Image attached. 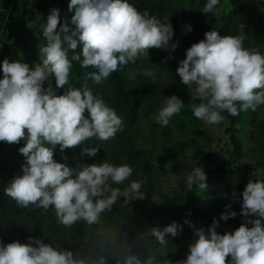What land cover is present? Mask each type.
Instances as JSON below:
<instances>
[{"label": "clouds", "instance_id": "clouds-1", "mask_svg": "<svg viewBox=\"0 0 264 264\" xmlns=\"http://www.w3.org/2000/svg\"><path fill=\"white\" fill-rule=\"evenodd\" d=\"M218 5L220 0H206L201 12L219 19ZM68 11H74L70 22L65 18L61 23L60 10L52 8L41 25L46 43L39 47V62L30 66L5 58L0 64V142L25 141L18 150L25 161L22 174L8 182L4 193L20 208H53L57 222L65 228L81 220L100 225L101 214L112 211L121 197L127 205L145 199L143 181L113 187L124 184L132 175L133 168L128 164L81 162L73 177L74 169L54 159L57 145L63 153L91 138L108 141L124 129L122 118L93 94L87 81L100 84L129 62L149 56L150 49L174 52L178 46L170 43L174 32L169 20L161 22L147 10L140 12L129 0H69ZM186 27L192 31L191 25ZM247 38L243 30L234 35L208 31L204 39L186 49V58L179 62L176 71L182 83L192 90V99L200 101L192 105L193 114L205 124H220L225 119L223 112L238 116L241 111H255L264 105V54L258 47H245ZM78 47L80 52L76 51ZM73 62L82 69H93L83 73L80 88L70 83ZM140 74L155 83L151 69H143ZM52 77L56 89L68 85L64 94H56ZM183 106L177 95L168 97L157 121L168 126ZM98 151L99 146L84 147L80 155L95 157ZM206 181L205 171L198 166L187 175L185 186L188 190L193 185L206 190ZM236 215L235 211H225L220 219L227 221ZM241 215L245 222L234 232L220 234L215 217L207 232L195 229L186 259L177 264H264V179L247 182ZM185 223L190 224L187 220ZM182 231L176 221L162 229L152 227L151 234L160 247L143 259L128 246L113 257L101 255L90 262L71 249L32 236L27 243L0 241V264H107L109 258L114 264H169L168 259L158 256L169 247V238Z\"/></svg>", "mask_w": 264, "mask_h": 264}, {"label": "trees", "instance_id": "trees-1", "mask_svg": "<svg viewBox=\"0 0 264 264\" xmlns=\"http://www.w3.org/2000/svg\"><path fill=\"white\" fill-rule=\"evenodd\" d=\"M18 1L4 0L0 3V32L4 30L6 19L10 14L2 8L8 4L9 10H13ZM129 2L138 11L147 10L149 15L157 17L161 22L169 20L174 32L170 43H177L178 46L174 52L150 49L149 56L140 57L135 63L129 62L100 84L89 79L87 86L94 95L102 98L108 106L115 109L123 120L124 129L118 131L116 136L108 141L91 138L75 148L65 149L63 153L57 145L54 159L74 169L73 177L81 162L91 164L107 160L117 166L128 164L133 168L132 175L124 184L113 187L123 188L132 180L143 181L141 191L145 193V199L135 200L127 205L123 203L124 198L121 197L112 211L101 214L100 225H88L81 220L71 228H65L57 222L53 208L50 207L47 211L34 206L20 208L11 197L5 195L4 190L8 182L15 175L22 174L21 165L25 161L18 150L25 141L22 140L19 144L0 142V241L3 243L7 244L15 240L27 243L28 238L32 236L40 238L45 243H52L53 246L71 249L86 262L101 255L113 257L116 252L123 251L128 246H132L133 251L142 259L150 253H155L159 244L151 232L137 233L138 216L152 227L160 229L173 222L175 216L177 219L179 217L171 212L172 206L163 202L154 210L152 197L158 174L171 172L178 182L186 183L187 175L194 167H198L194 161H200L205 153L199 138L208 142L213 140V135L201 126V121L193 114L192 105L199 104L200 101L183 98L180 95L187 86L182 83L176 69L179 62L186 58V49L204 39L208 31L216 30L220 34L224 31L227 35H234L243 30L248 37L244 46L258 47L264 54V24L253 28L245 25L242 19L244 11L256 3L261 6L264 17V0H220V3L227 2L229 7L220 8L219 19L210 13L201 12L206 0H129ZM73 14L74 11H64L60 15L61 23L65 18L70 22ZM186 25H191L192 31H188ZM80 50L78 47L76 51L80 52ZM71 55L70 50L69 56ZM143 69H151L154 72L155 83L151 82V78L140 74ZM85 71H93V69H82L79 63L73 62L70 76L72 87L80 88L83 85ZM67 88L68 85L60 89L55 87L56 94H64ZM172 95H177L184 103L181 112L175 115L184 131L178 133L170 123L163 127L157 120L151 121L150 127L161 130L156 143L159 152L154 160L149 159L147 149L135 142L139 134V122L151 114H159L166 99ZM249 112V116L243 115V111L238 116L226 112V116L231 121L242 120L248 124V133L256 142L255 146L253 145L256 150L255 161L252 163L242 157L244 149L239 136L235 133L239 127H235L234 124L225 127L229 132L231 149L227 157L217 164L216 172L207 175V189L201 190L193 185L191 190L180 191L176 197V205H181L184 212V218H179L178 221L183 227L182 236L176 238V241L182 246L186 257L189 245L195 239V229L209 228L213 223V217L219 221L217 231L220 234L234 232L238 225L245 222V217L241 215L242 203L238 202L241 196L237 191L243 185L247 169L260 170V173H253V181L264 179V118L258 114V109L255 111L249 109ZM186 117L190 127H184L187 122L182 119ZM95 146H99L95 157L80 155L84 147ZM203 198L207 199V203L202 207L198 201ZM226 205H230V208H226ZM225 211H235L237 215L227 221L221 220L220 215ZM186 220L191 226L185 223ZM185 236H188V239H185ZM158 258L168 261L171 258L174 264L177 260H181L180 256L173 252L162 253ZM228 259L230 261V257ZM107 264H114V259L109 258Z\"/></svg>", "mask_w": 264, "mask_h": 264}, {"label": "rangeland", "instance_id": "rangeland-1", "mask_svg": "<svg viewBox=\"0 0 264 264\" xmlns=\"http://www.w3.org/2000/svg\"><path fill=\"white\" fill-rule=\"evenodd\" d=\"M4 0H0V3H3ZM37 6L35 9L37 10L36 14L29 13L26 10V7L21 10H17L16 12L13 10H9V5L6 4L4 8L7 10L9 17L6 19L5 28L0 32V64H2L5 58L9 60H20L21 62H26L30 66H33L35 63L39 62V47L44 45L46 41L42 36V28L41 25L46 23L47 16L52 8H58L60 10V15L64 13V11L68 10L67 0H45V2L41 3L37 1ZM45 5V8H44ZM219 8L227 9L229 4L227 2H222L218 6ZM34 8V7H33ZM1 9V8H0ZM262 8L256 3L244 11L243 22L245 25H249L250 27L256 28L264 24V17L262 16ZM35 27L30 30V26ZM222 35H227L224 31H221ZM3 73L0 71V78H2ZM52 86L55 90L54 84L55 79L51 78ZM48 82H45V87H47ZM183 98L192 99L193 92L191 89L186 88L182 93H180ZM258 114L264 118V105H260L257 107ZM225 119L220 124L216 125H208L201 121V126L206 128L212 135L213 140L208 142L202 138H199L201 145L204 148L205 153L201 157L200 161L195 162L198 166L202 167L205 171L206 175H213L216 172L217 164L220 160L227 157L228 153L231 149L230 144V136L229 132L225 127H231L234 124L235 127H239L235 133L239 136L244 152L242 157L249 162L255 161V153L256 150L253 148L255 146V141L251 138L248 133L249 126L244 123L242 120L231 121L227 116L226 112L221 113ZM243 115L249 116V110L243 111ZM158 114H151L146 118H142L139 122V131L138 137L135 142L141 147L147 149V155L149 159H155L158 152L159 147L156 144L160 137V128H152L150 127L151 121L157 120L156 117ZM188 118H183L184 122H187L186 126L190 127L189 121H186ZM191 122V121H190ZM176 132L184 131L181 128V124H179V119L175 118V115L170 119L169 122ZM192 124V122H191ZM238 129V128H236ZM186 133V132H184ZM254 172H259L260 170L255 169H247L246 178L243 181V185L237 193L240 194L241 200L238 202L242 203V192L245 188L247 182L252 180V176ZM154 194L152 197L154 210L160 203H165L166 205L172 206V211L176 215H178V219L175 218L173 221L180 220L179 218H184L183 207L180 205H176V197L180 191H185L186 186L185 182H178L176 176L171 172H163L158 174L157 182L154 188ZM200 206H205L207 203V199H199L198 201ZM255 218V217H254ZM253 218V219H254ZM264 222V221H262ZM171 223V222H170ZM239 225L237 226V228ZM152 226L145 222L140 216H138L137 221V233L138 234H148L151 232ZM205 232L208 231V228H203ZM182 236L180 233L175 238H169V247L164 248L162 253L166 254L168 252H173L175 255H179L180 259H186V254H184V250L180 243L176 241V238ZM185 239H188V236H185ZM160 246H158L159 248ZM157 248V249H158ZM180 260H177V262ZM170 264H174L173 260ZM177 262L175 264H177Z\"/></svg>", "mask_w": 264, "mask_h": 264}, {"label": "crops", "instance_id": "crops-1", "mask_svg": "<svg viewBox=\"0 0 264 264\" xmlns=\"http://www.w3.org/2000/svg\"><path fill=\"white\" fill-rule=\"evenodd\" d=\"M37 1H40L41 3L45 2V0H19L17 6L14 8V11L16 12L17 10H22L24 9V7H26V10L32 14H36L37 10L35 9V7L37 6ZM34 7V8H33ZM35 27H33L32 25L29 27L30 30L34 29Z\"/></svg>", "mask_w": 264, "mask_h": 264}]
</instances>
